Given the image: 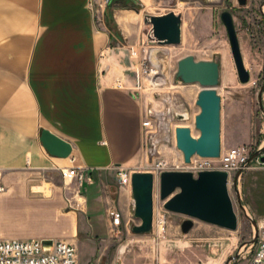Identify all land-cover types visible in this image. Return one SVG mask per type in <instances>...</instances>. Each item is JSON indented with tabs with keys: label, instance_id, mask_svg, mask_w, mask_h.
Segmentation results:
<instances>
[{
	"label": "crops",
	"instance_id": "1",
	"mask_svg": "<svg viewBox=\"0 0 264 264\" xmlns=\"http://www.w3.org/2000/svg\"><path fill=\"white\" fill-rule=\"evenodd\" d=\"M102 1L0 0V241H106L111 209L140 225L131 188L114 177L146 163L152 100L130 72L144 44L141 0ZM44 131L71 156L49 154ZM73 167L91 182L65 181Z\"/></svg>",
	"mask_w": 264,
	"mask_h": 264
},
{
	"label": "rangeland",
	"instance_id": "2",
	"mask_svg": "<svg viewBox=\"0 0 264 264\" xmlns=\"http://www.w3.org/2000/svg\"><path fill=\"white\" fill-rule=\"evenodd\" d=\"M108 5L102 3L104 8ZM124 6L131 8V5ZM137 6L142 15L144 44L136 50L138 56L130 72L135 76L139 74L140 82L142 79L145 84V94L151 97V109L157 114L160 128L154 141L149 139L144 146L145 165L140 171L128 170L151 172L152 164L162 159L169 162V171L194 173L203 162V158L195 156L191 164H186L183 153L177 148V128H190L194 137L200 135L196 117L201 113L197 101L202 87L185 84L177 77L179 62L189 56L197 62L219 64L216 91L221 98L223 149L248 145L255 151L253 156L259 153L264 140L259 103L264 85V0H248L245 6L238 0H141ZM224 11H230L234 18L245 67L250 73L247 84H242L238 76L227 30L221 20ZM170 12L183 17L182 44H149L150 26L144 24V16ZM108 22L111 27L117 26L114 20ZM144 59L154 72L153 79L141 70ZM115 172L114 181L119 185L118 170ZM229 192L238 217L236 231L195 221L193 229L184 235L181 225L188 218L165 211L157 181L152 234L134 235L131 230L136 222H123L119 229L111 228L106 241L81 242L77 246L79 256L88 264L99 260L100 264H226L237 255L231 264H248L255 251L253 241L264 220V167L253 162L236 185L234 179L231 181Z\"/></svg>",
	"mask_w": 264,
	"mask_h": 264
},
{
	"label": "water",
	"instance_id": "3",
	"mask_svg": "<svg viewBox=\"0 0 264 264\" xmlns=\"http://www.w3.org/2000/svg\"><path fill=\"white\" fill-rule=\"evenodd\" d=\"M248 0H238L242 6ZM226 27L232 54L239 79L242 84L250 82V73L245 67L241 46L233 15L230 11L221 14ZM144 24L150 26L147 35L149 44L159 46H179L183 41V17L175 12L164 15H145ZM177 77L185 84H200L197 105L201 113L196 117V129L199 137H194L190 128H177V148L184 155V162L191 164L195 156L203 159H218L222 151L221 138V98L216 91L220 80V68L216 62H197L189 56L179 62ZM264 85L259 93L262 110ZM184 118V116H179ZM44 148L54 157L69 158L72 145L49 131L42 133ZM260 155L256 153L252 160ZM264 162V157L261 158ZM241 173L234 178L236 185ZM159 182L160 199L165 211L187 217L181 225L184 235L194 227L195 221L228 231H236L238 217L229 192V175L223 171H202L197 177L190 171H165L157 178L152 172H134L131 191L134 201V216L141 223L132 228L137 236L150 235L154 231L155 221V185ZM256 241L254 239L253 243ZM50 247L53 240H44ZM238 256L231 257V264Z\"/></svg>",
	"mask_w": 264,
	"mask_h": 264
},
{
	"label": "built area",
	"instance_id": "4",
	"mask_svg": "<svg viewBox=\"0 0 264 264\" xmlns=\"http://www.w3.org/2000/svg\"><path fill=\"white\" fill-rule=\"evenodd\" d=\"M103 5H107L109 0H103ZM133 55L138 56V52L134 51ZM141 70L144 75L153 79V71L148 67V60L141 61ZM263 106L260 111L261 120L264 125V93ZM143 127L147 132L146 143L150 139L154 141L159 131L158 118L156 112L151 109L147 119L143 122ZM264 136V130H263ZM260 155L252 160L255 151L252 146L242 145L230 150L222 148L221 156L218 159H204L196 167L194 175L197 177L202 171H223L229 175V184L238 173H244L249 170L252 163L256 162L264 167L261 158L264 157V140L259 148ZM169 162L159 159L151 166V172L158 178L162 172L169 171ZM65 181H76L80 186L91 182L81 168L73 167L61 171ZM133 171L125 168H119L117 179L120 187H130L132 184ZM6 191V187L1 183L0 179V195ZM109 215L115 229H119L123 225V216L117 209H111ZM253 246L255 251L248 264H264V220L259 225L258 236ZM77 249L72 244L64 241H53L50 247H46L42 240H5L0 241V264H78Z\"/></svg>",
	"mask_w": 264,
	"mask_h": 264
}]
</instances>
